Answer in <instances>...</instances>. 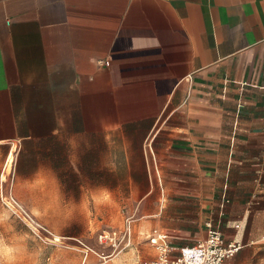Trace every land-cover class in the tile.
Segmentation results:
<instances>
[{
  "label": "crops",
  "instance_id": "1",
  "mask_svg": "<svg viewBox=\"0 0 264 264\" xmlns=\"http://www.w3.org/2000/svg\"><path fill=\"white\" fill-rule=\"evenodd\" d=\"M43 166L264 264V0H0V204Z\"/></svg>",
  "mask_w": 264,
  "mask_h": 264
},
{
  "label": "rangeland",
  "instance_id": "2",
  "mask_svg": "<svg viewBox=\"0 0 264 264\" xmlns=\"http://www.w3.org/2000/svg\"><path fill=\"white\" fill-rule=\"evenodd\" d=\"M41 159L49 161L46 156ZM41 168L39 188L16 190L33 224L0 204V264H111L106 258L119 251L115 259L120 264H144L157 256L158 249L145 235L136 238L132 233L129 244L118 247L99 239L103 229L126 227L124 206L109 201L117 192L100 190L97 194L78 187L77 174ZM146 253L151 254L146 257Z\"/></svg>",
  "mask_w": 264,
  "mask_h": 264
},
{
  "label": "built area",
  "instance_id": "3",
  "mask_svg": "<svg viewBox=\"0 0 264 264\" xmlns=\"http://www.w3.org/2000/svg\"><path fill=\"white\" fill-rule=\"evenodd\" d=\"M4 203L21 219L33 224L30 213L18 198L10 196L9 199H4ZM131 220V217L127 219L126 227L121 231L103 229L99 233V239L116 247L121 244L128 245L131 238ZM207 226L206 235L199 238L197 243L184 244L178 250L166 240V231L154 229L149 240L158 249V254L144 264H235L232 257L241 244L236 240L227 241L222 230L212 221H208Z\"/></svg>",
  "mask_w": 264,
  "mask_h": 264
},
{
  "label": "bare ground",
  "instance_id": "4",
  "mask_svg": "<svg viewBox=\"0 0 264 264\" xmlns=\"http://www.w3.org/2000/svg\"><path fill=\"white\" fill-rule=\"evenodd\" d=\"M106 257V256H105Z\"/></svg>",
  "mask_w": 264,
  "mask_h": 264
}]
</instances>
